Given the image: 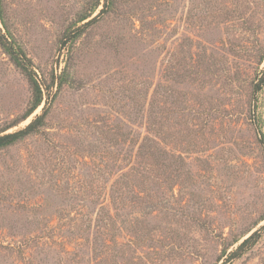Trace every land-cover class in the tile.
I'll list each match as a JSON object with an SVG mask.
<instances>
[{"label":"rangeland","instance_id":"374dc122","mask_svg":"<svg viewBox=\"0 0 264 264\" xmlns=\"http://www.w3.org/2000/svg\"><path fill=\"white\" fill-rule=\"evenodd\" d=\"M95 3L2 0L55 83L0 149V264H220L259 228L224 264H264V0H116L64 37ZM30 99L0 47V128Z\"/></svg>","mask_w":264,"mask_h":264},{"label":"trees","instance_id":"16d2710c","mask_svg":"<svg viewBox=\"0 0 264 264\" xmlns=\"http://www.w3.org/2000/svg\"><path fill=\"white\" fill-rule=\"evenodd\" d=\"M99 0H96V3L93 6V9H95L98 6ZM116 4V0H104L103 8L100 9L99 13L91 17L90 19L84 21L87 19L90 14H85L79 17L75 23V25L79 22L84 21L80 25H74L75 27H70L64 32V37L70 38V40L75 39L78 37L83 31L86 26L89 24H92L96 19L97 16L104 12L105 10H109L111 8H114ZM92 9V10H93ZM2 12V0H0V14ZM73 28V29H72ZM71 36V37H70ZM9 36L6 35L4 32H2V29L0 28V47L2 50L8 55L10 60L13 62V64L24 74L26 77L29 86L31 88V99L29 102L28 108L24 111V113L15 121L9 122L4 127L0 128V149L7 147L9 145H12L16 143L17 141L25 138L26 136L36 132L39 128H41L45 124V117H46V107L43 106V110L41 113L34 115V117L22 128L6 132L10 127H13L17 125L20 121L26 119L43 101L44 94L49 95L50 94V88L55 83V76H52L51 82L45 83L42 85L41 82L38 81L36 74L32 68V62L25 54L24 50L16 43V41L13 38L8 39ZM65 44V41H64ZM67 74L65 70L62 72V74H59L56 76L57 84L59 86L62 85V83L66 80ZM264 83V75L261 76L258 81L255 83L254 91L257 92L259 89H261V85ZM260 229V228H259ZM256 229L252 233H250L247 237H245L234 249H232L227 256L225 257L224 261H222L220 264H224L225 261L231 260L234 258H239L241 255H243L249 248H251L256 241L259 238V232L260 230Z\"/></svg>","mask_w":264,"mask_h":264}]
</instances>
